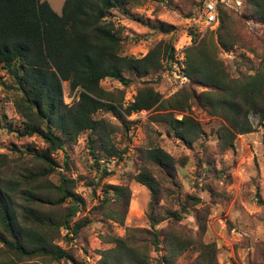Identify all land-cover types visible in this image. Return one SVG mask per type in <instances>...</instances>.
<instances>
[{
  "label": "trees",
  "instance_id": "trees-1",
  "mask_svg": "<svg viewBox=\"0 0 264 264\" xmlns=\"http://www.w3.org/2000/svg\"><path fill=\"white\" fill-rule=\"evenodd\" d=\"M243 1L264 24V0ZM128 2L64 0L58 14L46 0H0V68L10 75L11 87L18 94L14 104L25 119L17 132L20 136L38 135L46 144L41 152L32 153L33 159L40 163L37 171L27 169L17 179L8 181L0 174V244L7 254L14 256L0 259V264H25L22 260L34 257L54 261L71 258L55 241L61 228H70L75 237L79 234L87 221H76L72 226L70 221L81 209L83 199L74 191V180L63 172L59 173L58 184L52 183L48 175L58 167L52 154L65 151L66 145L75 142L85 131L90 134L88 152L97 164L102 158L96 152L98 148H105L108 159L122 158V152L107 147L112 125L103 118H95L97 111L123 118L133 112L160 107L167 111L155 113L153 120L164 122L168 132L190 145L202 134L199 122L189 115L194 105L223 121L217 130L221 152L232 148L237 134L253 131L250 114H257L264 121V65L253 74L234 78L218 57L219 49L228 50L232 46L223 38L230 20L229 8L223 4L217 8L218 25L214 33L198 40V35L192 32V43L185 49L187 84L168 99H162L151 83L143 82L137 87L133 101L123 107L122 99H116L113 91L103 88L101 81L109 78L129 85L134 75L163 72L173 59V40L158 41L140 58L121 54L120 30L108 15ZM149 26L164 33L172 29L167 24ZM64 82L70 91L78 92L77 100L70 106L62 101ZM194 87L202 90L198 92ZM177 113L181 114L180 119ZM2 119L0 107V128ZM139 152L142 169L135 180L150 191L146 214L150 228H129L125 237L112 238L114 246L103 251L102 264L110 261L152 264V252L160 258L157 264H166L190 247L197 251L192 264H219L213 242H194L175 230L164 234L161 240L162 233L155 226L162 217L154 210L160 182L147 166L158 170L160 177L171 179L173 157L153 144ZM7 161V154L0 153V167ZM124 190L119 185L106 186L96 210L104 208L106 218L123 222L128 204V200L122 199ZM16 194L20 201L14 199ZM188 199L194 204L200 200L195 196ZM120 201L124 209L121 215L115 206L111 208L112 203L116 205ZM66 202L70 204L64 213L54 212L53 206ZM169 214L176 221L180 219L179 211ZM162 244L166 253L160 256Z\"/></svg>",
  "mask_w": 264,
  "mask_h": 264
},
{
  "label": "rangeland",
  "instance_id": "rangeland-1",
  "mask_svg": "<svg viewBox=\"0 0 264 264\" xmlns=\"http://www.w3.org/2000/svg\"><path fill=\"white\" fill-rule=\"evenodd\" d=\"M46 1L60 14L64 0ZM201 7L202 0H129L123 7L113 9L108 19L120 30L121 54L140 58L158 41L173 40V44L177 41L182 44L190 36L192 43V32L198 35V40L214 33L217 26L203 35L189 26L188 18L197 15ZM227 11L230 20L223 38L232 46L228 50L219 49L218 57L231 77L253 74L257 67L264 65V24L246 1L241 8ZM155 24L171 25L172 29L168 33L154 31L149 25ZM131 78L129 85L109 78L100 84L113 91L116 99H122L123 107L133 100L137 87L143 82L151 83L162 99L172 96L167 92L169 83L162 72ZM11 81L10 75L0 68V107L4 115L0 128V153L7 154L8 159L0 167V174L6 181L17 179L27 169L37 171L40 163L33 159L32 153L41 152L46 147L38 135H18L17 130L22 129L25 119L14 104L18 94L11 87ZM194 88L198 92L202 90L201 87ZM77 98V89L70 91L64 82L63 103L70 106ZM166 111L154 106L137 116L132 113L130 118L123 115L124 120L104 110L94 114L95 118H103L112 125L107 147L122 152V158L113 156L108 159L105 148H98L96 152L102 158L97 164L87 148L89 131L82 132L75 142L67 144L65 151L58 150L52 154L58 167L48 175L49 180L58 184L59 173L63 172L74 180V191L83 199L81 209L71 219L70 226L76 221L87 222L76 237L70 228L60 229L55 243L71 258L54 261L47 257H34L22 260V263L102 264L103 251L114 246L110 241L112 238L125 237L129 228L149 229L146 214L150 191L135 177L142 169L140 149L153 144L169 153L174 162L171 179L160 177L158 170L146 165L160 182L154 210L162 217L155 226L162 233L161 240L164 234L175 230L194 242H213L219 264H264V121L257 114H250L253 131L237 134L232 148L221 152L217 130L223 121L219 117L191 105L189 115L199 122L202 134L186 145L168 132L164 122L153 120L155 113ZM176 117L180 119L181 114L177 113ZM108 185L125 188L122 199L128 200V204L123 222L110 220L104 216V208L101 211L95 208ZM190 196L198 197L199 202L194 204L188 199ZM14 199L20 201L19 195H14ZM69 204L53 206V210L62 214ZM113 206L120 215L123 214V202L112 203L111 208ZM171 211L181 213L178 221L170 216ZM159 253L160 256L166 253L163 244ZM196 255L195 248L190 247L166 264H192ZM13 257L0 244V259ZM151 258L152 264L160 260L155 252ZM16 262L19 263L18 260ZM108 264L119 263L110 261Z\"/></svg>",
  "mask_w": 264,
  "mask_h": 264
},
{
  "label": "built area",
  "instance_id": "built-area-1",
  "mask_svg": "<svg viewBox=\"0 0 264 264\" xmlns=\"http://www.w3.org/2000/svg\"><path fill=\"white\" fill-rule=\"evenodd\" d=\"M219 4H223L229 9L237 10L243 5V0H202V7L199 13L188 18L189 26L195 28L201 35L208 29H214L218 25L217 8ZM190 44V36L182 44L179 41L173 44V59L170 66L162 72V75L169 83V89H167L169 95L174 94L188 82L185 73V49ZM141 111L143 110L133 112L132 115L137 116L142 113ZM130 117L129 115L128 118Z\"/></svg>",
  "mask_w": 264,
  "mask_h": 264
}]
</instances>
